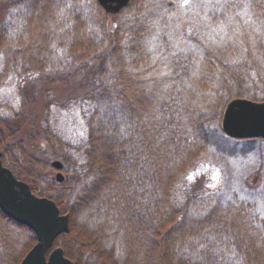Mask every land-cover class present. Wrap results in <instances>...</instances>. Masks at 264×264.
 <instances>
[{"label": "trees", "instance_id": "trees-1", "mask_svg": "<svg viewBox=\"0 0 264 264\" xmlns=\"http://www.w3.org/2000/svg\"><path fill=\"white\" fill-rule=\"evenodd\" d=\"M163 1L110 13L99 0H0V54L23 103L82 105L87 115L78 144L47 132L63 181L28 150V120L0 115L3 163L71 214L55 244L75 264H264V217L249 201H224L201 167L227 102L264 99V65L245 58L236 76L221 72L226 85L189 98L192 52L159 54ZM36 241L0 209V264H19Z\"/></svg>", "mask_w": 264, "mask_h": 264}, {"label": "rangeland", "instance_id": "rangeland-1", "mask_svg": "<svg viewBox=\"0 0 264 264\" xmlns=\"http://www.w3.org/2000/svg\"><path fill=\"white\" fill-rule=\"evenodd\" d=\"M163 2L161 6L164 7V18L168 23L162 25L164 30L159 35L160 41L165 38L164 46L159 47V54L170 53L174 56L192 52V67L186 79L188 86L184 87L189 98L192 92L195 94L215 85H226L227 75L221 72L229 71L236 76L237 67L245 58L251 62L259 60L264 65V26L260 18L264 0H190L187 6L183 5L182 0ZM3 16L6 18L7 15ZM3 62L4 56L0 54V75L4 70L0 79V115L31 122L28 133L21 135L25 136L28 150L50 162L54 159L62 160L48 140L47 132H50L52 139L58 136L73 144L83 141L87 128L86 108L82 105L52 106L44 112L40 103H31L29 110L23 103L26 98L21 93L20 78L14 73L6 76ZM161 69V72L169 71L166 66H161ZM246 69L244 66L243 77H246ZM213 75L218 78L216 84L212 81ZM61 92L67 91L63 88ZM225 99L226 96L221 104H226ZM208 101L215 104L214 100ZM217 112L220 113V109ZM216 134L207 147L202 169L211 179L217 180L216 183L221 184L224 201H249L264 217V138H232L224 132L222 119ZM38 145L41 147L38 148ZM53 171L56 177L58 171L56 168ZM63 173L66 175L67 170L63 169ZM71 219L70 214V224Z\"/></svg>", "mask_w": 264, "mask_h": 264}, {"label": "water", "instance_id": "water-1", "mask_svg": "<svg viewBox=\"0 0 264 264\" xmlns=\"http://www.w3.org/2000/svg\"><path fill=\"white\" fill-rule=\"evenodd\" d=\"M130 0H99L109 12H118ZM222 128L235 138L264 137V100L245 97L231 99L224 110ZM57 168V179L63 180V162L52 161ZM0 208L18 223L32 228L37 234L36 243L19 264H75L65 255L62 246H54L58 235L70 230V213H62L55 200L33 193L30 184L19 179L2 162L0 149Z\"/></svg>", "mask_w": 264, "mask_h": 264}, {"label": "snow or ice", "instance_id": "snow-or-ice-1", "mask_svg": "<svg viewBox=\"0 0 264 264\" xmlns=\"http://www.w3.org/2000/svg\"><path fill=\"white\" fill-rule=\"evenodd\" d=\"M182 2H183V5L187 6L190 3V0H182ZM189 178L194 179V177H189ZM217 179H218V177H217Z\"/></svg>", "mask_w": 264, "mask_h": 264}]
</instances>
